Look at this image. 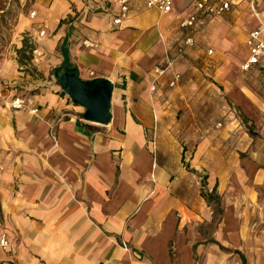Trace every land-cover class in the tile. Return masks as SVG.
Segmentation results:
<instances>
[{
	"label": "crops",
	"instance_id": "0c3cea01",
	"mask_svg": "<svg viewBox=\"0 0 264 264\" xmlns=\"http://www.w3.org/2000/svg\"><path fill=\"white\" fill-rule=\"evenodd\" d=\"M119 1L35 2L50 29L40 37L42 49L61 64L65 42L82 79L114 82L112 119L86 121L84 109L57 88L35 95L38 114L0 101V233L16 247L0 249V264H264V94L244 79L227 83L228 63H216L219 84L256 133L238 129L231 110L226 145L202 135L205 125L200 119L191 125L185 110L191 83L200 85L185 77L193 57L217 54L218 44L236 47L242 69L259 19L248 0H230L222 17L182 30L194 0L184 8L174 0L169 13L137 1L115 24ZM257 9L264 20V0ZM22 24L29 29L22 21L18 30ZM187 35L196 44L179 55ZM166 54L175 58L173 70L156 80L153 68ZM16 56L0 68V89L8 96L21 95L17 88L30 83L12 70ZM250 70L262 73L264 66ZM173 72L182 74L175 87ZM178 106L184 113L176 122ZM221 182L231 190L214 222L218 213L203 192L216 188L222 203Z\"/></svg>",
	"mask_w": 264,
	"mask_h": 264
},
{
	"label": "rangeland",
	"instance_id": "374dc122",
	"mask_svg": "<svg viewBox=\"0 0 264 264\" xmlns=\"http://www.w3.org/2000/svg\"><path fill=\"white\" fill-rule=\"evenodd\" d=\"M191 1L192 0H176V5L180 8H184L191 3ZM35 2L36 0H0V7L5 8L4 13L3 11H0V68L7 60H13L15 52L17 55L16 58H19L17 49L21 46L18 45L20 42H23L25 37L34 41L36 43V49L34 50L32 59H29L28 61L25 60L24 65H20L19 63V66L12 64V70L16 72L15 74H20L21 77L24 75V77H26V79L28 78V81H30V83H25V87L19 86L17 88V93L32 97L38 105L35 100V95L42 93L43 91H48L49 89L53 90L57 88L58 92H61L62 95L66 97L69 96L62 90L61 85L54 77L56 69L63 63L60 64V62L54 59V53L42 49L45 45L40 37L46 36V34L48 35L50 29L48 26H45V20L41 17L39 18V7ZM22 21L28 23L27 26L29 29L23 30L25 26L22 24V26H20L21 30H18L17 25ZM41 24L44 25L41 26ZM42 32L45 33L43 34ZM231 40L235 41V44L238 45V39L236 40L235 37H232ZM221 46L222 45L219 44L217 45V54H213L212 56L201 54L198 57H193V67H190L186 71L185 77H192L194 79L198 78L200 85L194 86L193 83H191L192 90L190 93L192 94H189L190 105L186 104L185 110L190 114V116L187 117V121H189L191 125L194 121L199 119L202 125H205L206 131H204L202 135L209 136L210 134L218 143H224L226 145V140L223 138L222 133L232 119L230 118L231 110L234 111L232 114L234 119L236 118L239 120L240 124L237 127L238 129L248 131V126L252 124L248 123L244 116L239 112L238 107H233L230 99L226 96V89L219 84V76H217L218 62L228 63L226 70H223L225 78L228 79L227 83H236L238 80L244 79L250 85L256 83L255 85L260 88L263 94L264 72L261 73L255 70L243 71L240 69L241 67H239L240 63L237 58L238 55L234 51L236 47L227 48L226 46ZM57 50H59V47L56 49V52ZM39 57L42 58L41 61L37 59ZM191 72L192 74H190ZM223 82H226V80L224 79ZM202 89H205L204 95L202 97L200 96L197 100L195 97L198 96L197 94H199ZM63 92L65 94H63ZM180 101L183 100L180 99ZM177 104H179V101H177ZM229 105L232 106L231 109H229ZM178 108L179 106L176 109ZM179 109L180 111L177 112V118L175 119L176 122L179 121L184 113L183 109ZM252 129H255L254 125H252ZM220 147L222 148L223 146ZM245 156L247 155L242 154L241 158H244ZM203 159L209 160L207 156H203ZM202 174L204 173L202 172ZM220 189V192L222 193V205L225 207V195L230 193L231 189L225 186V182H221ZM206 190L209 189L206 188ZM263 195L264 193H261V197ZM212 207H215L214 204H212ZM221 215L222 214L218 213L213 221L216 222L220 220L222 218Z\"/></svg>",
	"mask_w": 264,
	"mask_h": 264
},
{
	"label": "built area",
	"instance_id": "2783aa9c",
	"mask_svg": "<svg viewBox=\"0 0 264 264\" xmlns=\"http://www.w3.org/2000/svg\"><path fill=\"white\" fill-rule=\"evenodd\" d=\"M141 1L148 8H158L163 13H169L173 9L174 0H120V9L113 22L115 24H121L129 17L131 7L134 2ZM249 5L253 11V14L259 19L260 25L258 28L252 30L247 40V46L250 51L248 60L242 65L243 70H250L254 66H264V20L260 17L257 9V0H248ZM230 0H194L190 8L184 13V17L180 22V28L193 29L203 23L204 20H212L217 17H222L228 11L231 10ZM43 34L45 32H42ZM196 40L194 36L187 35L182 43L177 47V53L179 55L184 54L188 49L194 47ZM84 45L87 47L95 46V43L84 41ZM214 51L209 50V54ZM175 63V58L170 54H166L164 62L156 65L153 68L155 79L172 72ZM93 73V72H92ZM182 79V74L179 72H173L169 81L171 87L178 85ZM152 90L156 89L155 81L151 86ZM0 101L9 106L11 109L17 111H29L33 114L39 113V107L35 103L32 97L24 95L8 96L0 89ZM2 168V165L0 164ZM124 247L128 249V245L125 243ZM0 249L16 251V247L10 241L8 235L5 232L0 233Z\"/></svg>",
	"mask_w": 264,
	"mask_h": 264
},
{
	"label": "water",
	"instance_id": "95a60500",
	"mask_svg": "<svg viewBox=\"0 0 264 264\" xmlns=\"http://www.w3.org/2000/svg\"><path fill=\"white\" fill-rule=\"evenodd\" d=\"M72 102L84 109L83 118L91 123L109 124L112 119L114 82L108 78L82 79L75 67L59 66L54 74Z\"/></svg>",
	"mask_w": 264,
	"mask_h": 264
},
{
	"label": "trees",
	"instance_id": "16d2710c",
	"mask_svg": "<svg viewBox=\"0 0 264 264\" xmlns=\"http://www.w3.org/2000/svg\"><path fill=\"white\" fill-rule=\"evenodd\" d=\"M0 11H3L4 13L5 8L0 7ZM35 49H36V43L34 41H31L30 38L25 37L23 39L21 47L17 49V53L19 56L18 58L19 63L24 64L25 60L28 61L29 59H32ZM61 52L64 57L63 64H67L68 67H74L73 63H71L69 59V52L65 45V42L61 46ZM63 94L65 93L63 92ZM248 132L253 136L256 135L255 131L252 129V125L248 126ZM206 179L207 176H203V185L206 184ZM203 196L208 200V202L214 204L215 212L222 214L223 210H222L221 196L217 193L216 188L212 192H207V191L203 192Z\"/></svg>",
	"mask_w": 264,
	"mask_h": 264
}]
</instances>
